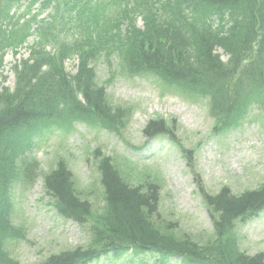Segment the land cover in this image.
I'll use <instances>...</instances> for the list:
<instances>
[{
	"label": "trees",
	"instance_id": "16d2710c",
	"mask_svg": "<svg viewBox=\"0 0 264 264\" xmlns=\"http://www.w3.org/2000/svg\"><path fill=\"white\" fill-rule=\"evenodd\" d=\"M19 1L0 0V60L5 49H16L25 42L31 24L36 22L33 18L19 25L24 15L13 21L10 13ZM112 2L119 6L129 0ZM162 3L163 0L135 1L131 14L142 15L147 31L137 39L128 38L121 50L129 70L157 72L185 86L191 93L210 97L213 111L224 116L226 123H237L253 103L264 105V36L256 51L247 43L249 35L236 43L219 40L186 17L179 20L171 14L159 19L157 5ZM172 5L205 6L221 16L229 13L237 16L254 34L264 33V0H167L165 7ZM107 7L104 0H44L42 11L51 9L49 23L40 26V40L33 49L31 63L24 61L17 69L15 92L4 91L0 95V163L2 161L4 166L11 168L21 150L27 148L24 134L28 130L35 131L47 123L63 126L76 117L105 119L110 124L115 121L117 116L107 107L103 91L93 88L89 71L69 80L56 65L64 53L78 43L61 39L63 43L54 44L59 47L57 56L45 51L47 45L56 41L53 25L66 32L86 35L89 44L95 42L94 38L109 30L104 18ZM116 27L119 29V25ZM220 43L231 58L229 64L214 54V45ZM76 91L83 95L86 107L77 100ZM164 129L163 122H152L146 133L155 135ZM101 171L108 213L104 220H95L91 225L96 244L52 256L42 264H89L103 255L119 257L130 250L177 256L183 264H264V254L250 257L242 253L234 235L236 220L249 221L264 210V184L259 190L239 197L227 187L214 196L204 193L214 222L215 239L200 246L186 238L178 241L155 227L153 218L158 216L160 200L156 187L150 186L147 191L129 187L109 159L102 162ZM70 180L69 173L61 166L47 179L48 191L56 198V206L64 217L84 224L92 216L91 207L75 195ZM0 199V264H20L5 252L6 239H16L21 232L14 231L7 222V198Z\"/></svg>",
	"mask_w": 264,
	"mask_h": 264
},
{
	"label": "rangeland",
	"instance_id": "374dc122",
	"mask_svg": "<svg viewBox=\"0 0 264 264\" xmlns=\"http://www.w3.org/2000/svg\"><path fill=\"white\" fill-rule=\"evenodd\" d=\"M33 40L34 37L30 38L19 56L6 55L8 86H14L12 65L15 60L28 56V46ZM76 65L77 61H71L66 67L74 71ZM94 67L100 85L112 78L107 87L111 102L134 108L128 127L122 136L79 125L70 135L59 131L46 133L35 153L41 174L50 172L59 157L66 160L82 198L90 200L94 209L101 212L100 176L96 162L88 159L93 150L101 148L102 153L112 156L131 184L156 181L161 189L163 221H172L177 231L203 244L212 232V223L187 158L179 146L167 138L152 141L146 149H135L144 143L142 130L150 120L163 119L171 135L185 148L194 150V161L209 192L216 193L223 186H229L239 194L257 189L263 182L264 114L255 109L240 127L217 134L213 132L215 121L209 115L206 101H187L171 91L164 93L152 76L131 77L122 70L116 56L111 64L102 58ZM49 201L44 194L42 176L32 186L16 190L14 222L24 228L26 240L12 244L10 252L23 264L38 263L52 254L86 246L90 241L85 227L59 217ZM236 232L242 250L249 254L264 251V212L249 223L239 224ZM156 261L152 255L129 254L93 264H155ZM168 264L180 262L172 259Z\"/></svg>",
	"mask_w": 264,
	"mask_h": 264
}]
</instances>
